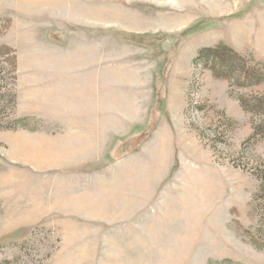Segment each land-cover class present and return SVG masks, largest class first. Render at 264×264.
Listing matches in <instances>:
<instances>
[{
    "label": "rangeland",
    "instance_id": "obj_1",
    "mask_svg": "<svg viewBox=\"0 0 264 264\" xmlns=\"http://www.w3.org/2000/svg\"><path fill=\"white\" fill-rule=\"evenodd\" d=\"M263 66L264 0H0V264H264Z\"/></svg>",
    "mask_w": 264,
    "mask_h": 264
},
{
    "label": "crops",
    "instance_id": "obj_2",
    "mask_svg": "<svg viewBox=\"0 0 264 264\" xmlns=\"http://www.w3.org/2000/svg\"><path fill=\"white\" fill-rule=\"evenodd\" d=\"M95 85L91 86V85H84L81 87L79 93L81 94V96H79V100L81 102V106L82 108H85V107H88L89 109H92V106L88 105L89 103H92L93 100H96V95L98 94L95 90H92V87H94ZM106 97H104V99H101V103H106ZM104 100V101H103ZM88 105V106H87ZM108 106V107H107ZM102 109H106L105 110V115H112V107L107 103L105 106L103 107H100ZM112 117V116H111ZM174 206V205H173ZM183 206L182 204H178V205H175L174 207L172 208H169V212H173L174 214L177 212V213H180L181 211H183ZM162 211V208L160 207H157L156 209H153L150 211V213L152 214H157L158 212ZM159 222V225L160 226H164L163 222L162 221H158ZM180 231L182 230H179L178 231V228H177V225H174V229L173 230H168V229H164V230H159L157 231L156 233H154L153 235L154 236H158V237H171V238H174L176 240L177 237L181 238V237H184V236H187L186 234H182L180 233ZM183 231H188V230H183ZM179 232V233H178ZM175 242V243H174ZM173 244H169L170 245V250L169 251H166L165 254H172L171 253V250L176 248V241H174ZM174 247V248H171ZM177 253V252H176ZM176 259L177 257L175 256L174 260L170 261L168 264H176ZM170 260V258L168 259Z\"/></svg>",
    "mask_w": 264,
    "mask_h": 264
},
{
    "label": "trees",
    "instance_id": "obj_3",
    "mask_svg": "<svg viewBox=\"0 0 264 264\" xmlns=\"http://www.w3.org/2000/svg\"><path fill=\"white\" fill-rule=\"evenodd\" d=\"M221 46H225V45H224V44H219L217 47H221ZM214 49H215V48H214ZM204 50H206V49H202V50H200V53H199V55H198L197 57H200V55L203 54ZM208 50H213V48H212V49H208ZM229 50H230L231 52L237 54L233 49L229 48ZM237 56H239V55L237 54ZM239 57H240V56H239ZM263 67H264V66H263ZM215 76H217V75H215ZM260 83H264V78H263V79H258V80H256L255 82H253L254 85H256V84H260ZM257 178H258V177H257ZM258 180H259V190H258V192H257V194H256V197L261 196V193L264 192V177H262V178H258Z\"/></svg>",
    "mask_w": 264,
    "mask_h": 264
}]
</instances>
